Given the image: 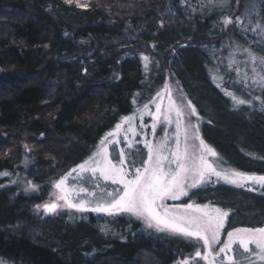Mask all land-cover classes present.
<instances>
[{
  "label": "trees",
  "instance_id": "16d2710c",
  "mask_svg": "<svg viewBox=\"0 0 264 264\" xmlns=\"http://www.w3.org/2000/svg\"><path fill=\"white\" fill-rule=\"evenodd\" d=\"M220 1L0 0V173H9L0 175V264H201L194 243L131 216L41 218L32 206L167 76L198 109L223 167L264 176V89L236 83L242 75L229 67L231 44L264 49V0ZM225 90L256 112L235 111ZM23 175L38 193L3 187ZM211 185L229 208L228 229L264 223V187Z\"/></svg>",
  "mask_w": 264,
  "mask_h": 264
},
{
  "label": "snow or ice",
  "instance_id": "6c2138e0",
  "mask_svg": "<svg viewBox=\"0 0 264 264\" xmlns=\"http://www.w3.org/2000/svg\"><path fill=\"white\" fill-rule=\"evenodd\" d=\"M65 2L72 3V0ZM77 6L80 4L77 3ZM237 21L240 22L239 17ZM231 23L233 21L230 18L224 19L225 25ZM244 51L253 65L251 68L253 75L249 77L245 72L240 77V70L236 68L237 76L240 77L236 83H241L247 88L248 80L251 79L253 85L264 89V58L256 57L248 49ZM143 59L147 62L149 58L144 56ZM234 63V60H230L229 67L231 68ZM257 63L259 68L256 66ZM219 79L223 80V77ZM225 95L231 98L234 109L245 104L251 105L249 100L237 96L234 92L225 90ZM165 96L168 104L162 107ZM156 97L157 99L151 101L155 104V113L149 110L148 104H145L143 109H137V112L141 117L145 114L152 116L153 133L156 122L160 121L161 117L169 125L174 123L175 135L172 143H169L167 134L156 144L146 142L144 146L148 150L147 158L141 160L138 167L133 163L134 172L129 171L125 167L127 154L121 150L118 158L114 160L109 151L110 144L119 143L115 137L123 124H128L127 131L136 135L131 125L136 118L135 114L123 117L121 123L116 124L115 131L105 134L96 151L88 159L53 184L58 194L55 200L42 206L43 211L45 214H56L58 208L66 206L78 212L92 211L108 216L128 214L157 232H166L194 243L195 257L206 264H241L235 255L237 249L234 245L243 250L241 255L248 264H256L257 260L264 264V227L236 228L229 231L227 240L217 249L215 246L221 245L220 236L229 211L213 206L211 202L208 204L190 202L172 206L166 203L168 200L178 201L182 197L191 199L189 194L193 189L221 181L237 188H243L250 182L264 187V176L221 166L218 153L200 136L201 117L186 97L174 96L172 88L167 84L162 91L157 92ZM192 117H196V120L193 121ZM109 137L113 139L109 140ZM25 147L27 148V145ZM128 147H132L131 140L128 141ZM112 151L115 152V149ZM72 173H77L81 180L84 179L83 174L89 173V179L96 181L94 186L101 189L100 193L86 186H69L67 181ZM0 175L8 176L9 173L4 172ZM100 180L110 181L120 187L109 191L101 188ZM28 183L31 190L36 189L35 185ZM58 201H63V204ZM39 207L41 206L38 205ZM252 245L254 247H250ZM201 249L204 250L203 253ZM180 264H189V261L184 260Z\"/></svg>",
  "mask_w": 264,
  "mask_h": 264
},
{
  "label": "rangeland",
  "instance_id": "374dc122",
  "mask_svg": "<svg viewBox=\"0 0 264 264\" xmlns=\"http://www.w3.org/2000/svg\"><path fill=\"white\" fill-rule=\"evenodd\" d=\"M218 5L221 8H223L226 5V0L220 1L218 3ZM228 25H226V26H228ZM245 40L247 41V39H245ZM231 45H232V52H234V55H233L234 58L232 60L235 61V63L233 65H235L236 68H239L240 74L242 76L244 75L245 72H247L248 76L251 77L253 75V73L251 71V68L253 67V65L249 61L248 54L244 50L245 49H248L256 57H258V58H264V49L262 47H260V46H257L258 49H255V50H257V51L258 50L259 51L261 50V52H259V51H258L259 53L256 52L253 49L255 47L252 46V43L251 42L249 44H246L247 47H244V46L240 45L237 42L236 43H233ZM250 47H252V48L250 49ZM256 66L259 68V64L258 63H257ZM166 84L172 88L173 95L174 96L179 97V96L182 95L183 97H186L185 94L182 93L180 90L177 91V89H179V87L174 82H172V80H170L168 76H167V78L165 80V83H164L163 87L158 92L162 91L163 88H164V86ZM248 84H249V87H251V88L252 87H254V88H260V87H258L256 85H253L251 83V79L248 80ZM236 91L238 93H240L241 95H246L242 90L236 89ZM156 94H157V92L149 99V103H148V105L151 106V108L149 107V110L152 113H155V104L154 103H151V101H153L154 99H157ZM186 100H189V99L186 98ZM167 104H168V100H167V96H165V98L163 100L162 107H166ZM232 107L234 108V106H232ZM141 109H143V107ZM196 110H197V113L199 114L198 109H196ZM239 110H242V111H245V112H249L250 114H254L256 112L254 109L249 108L247 106V104L241 105L238 108H235V111H239ZM134 114H135L136 118L131 122V125L134 128V130L136 132V135H133L132 132L127 131L128 127H129L128 124H123L122 127H121V129H120V131H119V133L115 137V139H117L119 141V143H114V144H110L109 145V151H110V153H112V158L114 160H116L118 158L119 152L121 150H123L127 154L126 155V159H125V167L129 171H132V172H134V168L132 167L133 163H135V166L138 167V166H140V161L147 158V152H148V150L144 146L146 142H149L150 141L153 144H156L163 137H165V135L167 134V137L169 138V143L171 144L172 143V140L174 138V135H175V124L173 123V124L169 125V124L165 123L163 121V117H161L160 121L156 122L155 133H153L152 125H153L154 121H153L152 116L145 114V115H143L141 117L138 112H135ZM134 114H132V115H134ZM191 119L193 121H195L196 120V117H192ZM200 128H201V120H200V123H199V129ZM113 131H115V129ZM200 136L202 137L201 131H200ZM125 137H127V139ZM112 139H113V137H109V140H112ZM129 140H131V142H132V147L131 148L128 147V141ZM205 143L208 144L206 141H205ZM96 149H97V147L94 149V151L91 153V155L96 151ZM113 149H115V152L112 151ZM30 163H31L30 156H26L24 158L23 164H22L23 165L22 168H23L24 172L29 168ZM221 165L223 167V164H221ZM227 167L228 168H231L229 166H227ZM73 168H75V167H73ZM83 176H84V179L81 180V179L78 178L77 173H72V175L68 178L67 184L69 186H77V187H79V186H86L90 190L96 191L99 194L100 191H101V189L100 188H95L94 185H95L96 181H94L92 179H89L90 174L89 173H85V174H83ZM59 179L53 180L51 182V184H50V191H49L47 197L44 199V201L42 203H40V204H36V205L32 206L33 213H35L36 215L40 216L41 218H46L48 216H53V217L54 216H58V215H60L62 213L68 212V211L78 212L74 208H68L66 206L65 207L58 208L56 214H51V213L50 214H45V212L43 211V207L42 206L45 203H48V202H51L52 200H55L56 195L58 194V190L53 187V184L56 181H58ZM213 179H215V178H213ZM27 181L30 182V180H26L25 176L23 175V176H20L18 178V180L6 182L3 185V187H7V186H16V187H19V191L18 192L24 193L26 195L38 193L39 190H38L37 186H36V189L35 190H31L30 187H29V183ZM99 183L101 185V188H105V189H107L109 191L120 187L119 185L112 184L110 181L105 182L103 180H100ZM215 184H221L223 186L229 187L230 189H232L233 187L234 188H237L235 186L225 184L222 181L219 182V183H215ZM213 185H211V189H208L207 188V187H209V184L206 185V186H204V187H202V188H200V189H193L190 192V194H189L190 197H191V199H189V197H182L178 201L168 200V201H166V203L168 205L172 206V205H180V204L190 203V202H195L197 204H208V203L211 202V204L213 206L220 207V208L228 211V209H229L228 206L222 204V202H224V201H222V196L221 195L219 196L220 192H217L216 190H214L215 187ZM246 186H248V189L251 188V186L252 187H258V188L261 187L260 185L254 184V183H251V182L249 184H247ZM199 193L202 194V196L210 197V198L207 199L208 201L200 202L199 199L201 197L198 196ZM58 203L63 204V201H58ZM38 205L41 206V207L38 208ZM88 212L95 213V214H99V215H107L105 213H97V212H92V211H88ZM83 213H86V212H83ZM125 215H128V214H125ZM128 216H130V215H128ZM132 218H134L135 220H137L135 217H132ZM236 218L240 219L241 216L237 215ZM237 223H238V221H237ZM142 224L144 225V227L146 229L151 230V231H156L155 229L148 228L143 222H142ZM227 225H228V218H227L225 227L222 230V233H221V236H220L221 245H216L215 246L217 249L220 246H222V243L223 242H225L227 240V233L229 231H232V230H234L236 228H257V227H264V223L261 226L248 225V226H245V227H242L240 224H238V225H236V227H233V228L230 226V229H228ZM250 247H254V245H252ZM234 248L237 249L235 255L237 256L238 260L241 261V264H248V261L247 260H243V257L241 255V253H242L243 250L242 249H239L238 248V245H234ZM201 252L203 253L204 250L201 249ZM243 255L246 256L248 254H243ZM191 259H192V261L199 260L198 258L195 257V252H194V254H193V256H192ZM187 260L189 261L190 259L188 258ZM200 262H201V264H206V262L203 261V260H200ZM256 264H262V262H260V261L257 260L256 261Z\"/></svg>",
  "mask_w": 264,
  "mask_h": 264
}]
</instances>
